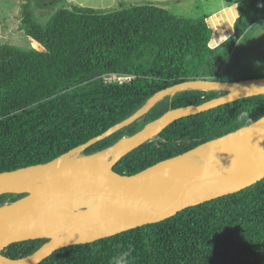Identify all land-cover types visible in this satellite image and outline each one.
I'll list each match as a JSON object with an SVG mask.
<instances>
[{"label": "trees", "instance_id": "trees-1", "mask_svg": "<svg viewBox=\"0 0 264 264\" xmlns=\"http://www.w3.org/2000/svg\"><path fill=\"white\" fill-rule=\"evenodd\" d=\"M31 1L48 12L44 24L33 17ZM57 1L20 0L19 27L41 49L18 48L3 42L0 34V172L53 159L175 83L240 80L222 79L221 70L245 31L264 20V0H238L240 16L231 39L209 50V16H177L151 1L119 9L72 5L49 10ZM221 94L185 90L165 97L83 154L134 133L169 108ZM263 114L264 94H259L181 117L122 156L113 170L136 173ZM21 195L1 194L0 205ZM44 241L14 242L2 254L19 258ZM37 264H264V178L164 220L59 248Z\"/></svg>", "mask_w": 264, "mask_h": 264}, {"label": "water", "instance_id": "water-1", "mask_svg": "<svg viewBox=\"0 0 264 264\" xmlns=\"http://www.w3.org/2000/svg\"><path fill=\"white\" fill-rule=\"evenodd\" d=\"M185 90L221 91L200 104L169 108L130 135L90 154L86 147L142 118L165 97ZM264 94V76L219 81L186 79L155 92L123 120L53 159L0 172V195L22 194L0 205V264H37L53 251L155 223L264 178V114L133 174L113 165L171 122L240 98ZM176 161V165H167ZM46 239L10 258L9 244Z\"/></svg>", "mask_w": 264, "mask_h": 264}, {"label": "rangeland", "instance_id": "rangeland-1", "mask_svg": "<svg viewBox=\"0 0 264 264\" xmlns=\"http://www.w3.org/2000/svg\"><path fill=\"white\" fill-rule=\"evenodd\" d=\"M150 1L172 14L186 18H200L210 16L213 13L223 15L226 9L232 5L229 0H58L49 10L52 9L53 11L59 7L70 8L72 5L119 9L141 5ZM19 8L20 0H0V34L2 41L21 49L29 47L41 49V46L19 27ZM30 9L36 21L40 24L46 22L48 12L45 8L43 9L34 1H31ZM262 21L252 25L239 39L234 48V53L221 70L222 79H247L264 76V20ZM233 33V27L224 25L214 35L218 38L219 35L230 34L231 36ZM212 34L211 32L210 37ZM113 77L123 79L122 76H108L109 79Z\"/></svg>", "mask_w": 264, "mask_h": 264}, {"label": "clouds", "instance_id": "clouds-1", "mask_svg": "<svg viewBox=\"0 0 264 264\" xmlns=\"http://www.w3.org/2000/svg\"><path fill=\"white\" fill-rule=\"evenodd\" d=\"M239 9V3L238 0H234V3L226 9L223 15H216L213 13L208 18V26L209 30L213 33L210 39L208 40L206 47L209 50H214L217 47H220L223 44H226L230 39V34H222L219 35L218 38L214 35L218 29L221 28V26L224 27V25H229L231 27L235 26V21L239 18L240 13L238 11ZM247 114H244L241 116L243 119L244 116Z\"/></svg>", "mask_w": 264, "mask_h": 264}, {"label": "bare ground", "instance_id": "bare-ground-1", "mask_svg": "<svg viewBox=\"0 0 264 264\" xmlns=\"http://www.w3.org/2000/svg\"><path fill=\"white\" fill-rule=\"evenodd\" d=\"M36 43V42H35ZM36 47V46H35ZM176 161H174V162H169V163H167V165H170V166H173V165H176Z\"/></svg>", "mask_w": 264, "mask_h": 264}, {"label": "crops", "instance_id": "crops-1", "mask_svg": "<svg viewBox=\"0 0 264 264\" xmlns=\"http://www.w3.org/2000/svg\"><path fill=\"white\" fill-rule=\"evenodd\" d=\"M262 23H263V21H262ZM262 23H261V24H262ZM236 45H237V44H236ZM240 51H241V50H240ZM233 53H234V50H233L232 54H233ZM232 54H231V55H232Z\"/></svg>", "mask_w": 264, "mask_h": 264}]
</instances>
